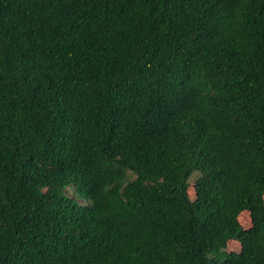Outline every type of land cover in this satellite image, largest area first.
Here are the masks:
<instances>
[{
    "label": "trees",
    "instance_id": "16d2710c",
    "mask_svg": "<svg viewBox=\"0 0 264 264\" xmlns=\"http://www.w3.org/2000/svg\"><path fill=\"white\" fill-rule=\"evenodd\" d=\"M263 195L264 0H0V264H264Z\"/></svg>",
    "mask_w": 264,
    "mask_h": 264
},
{
    "label": "rangeland",
    "instance_id": "374dc122",
    "mask_svg": "<svg viewBox=\"0 0 264 264\" xmlns=\"http://www.w3.org/2000/svg\"><path fill=\"white\" fill-rule=\"evenodd\" d=\"M197 176H198V173H194L190 179L191 184L189 186V194L192 200H194L197 195V189L194 184ZM67 193L72 196L74 195L73 189H68ZM263 198H264V195H263ZM81 202L83 201L81 200ZM237 220L240 223L241 227L244 229L249 228L252 225V217H251L249 210H243L239 212L237 215ZM222 249L229 251V252L231 251L242 252L243 247L240 242H237L234 239H231L222 245Z\"/></svg>",
    "mask_w": 264,
    "mask_h": 264
}]
</instances>
